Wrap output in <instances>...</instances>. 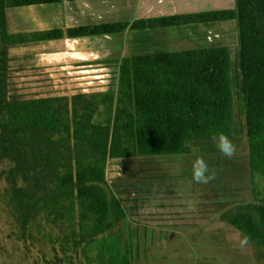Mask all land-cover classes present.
I'll use <instances>...</instances> for the list:
<instances>
[{"label":"trees","instance_id":"1","mask_svg":"<svg viewBox=\"0 0 264 264\" xmlns=\"http://www.w3.org/2000/svg\"><path fill=\"white\" fill-rule=\"evenodd\" d=\"M63 0H0V172L6 187L0 199L17 220V240L26 242L36 217L50 206L77 197L111 230L124 216L96 172H68L74 163H106L135 154L122 145L123 132L137 139L141 155H175L190 139H229L234 133L230 50L200 48L124 59L120 90L86 92L56 87L43 66L13 67L11 51L21 44L58 39L62 32L31 34L9 30L8 12ZM76 1V0H67ZM236 8L71 29L68 35L92 37L149 29L237 21L242 93L246 114L253 203L236 205L220 216L225 229L239 232L264 264V0H235ZM114 106L115 112L105 118ZM256 176L260 179L256 180ZM71 214L73 205L65 207ZM59 215V217H63ZM116 247V242L112 248ZM130 245L118 260L132 264Z\"/></svg>","mask_w":264,"mask_h":264},{"label":"rangeland","instance_id":"2","mask_svg":"<svg viewBox=\"0 0 264 264\" xmlns=\"http://www.w3.org/2000/svg\"><path fill=\"white\" fill-rule=\"evenodd\" d=\"M225 5L228 6L225 0H205L199 10L227 9ZM229 5L233 7L236 2ZM34 16V9L9 11L10 32L29 40L31 34L42 29ZM54 27L66 31L69 26H46ZM225 28L230 29L228 35L232 38L237 22ZM175 34L183 36L181 29ZM164 35L174 38V34ZM223 37L219 36V41ZM106 38L21 44L11 51L13 67L43 66L60 90L81 87L86 92L118 93L123 60L133 58L137 54V40L147 41L148 37L135 39L129 35L126 43L124 36L123 49ZM231 38L219 44L230 46L234 97V133L230 140L236 147L233 157L220 152L218 140L195 139L188 140L175 155H141L134 134L123 132L122 145L135 154L133 157L109 159L103 164L74 163L62 171L63 176L69 171L96 172L97 177L105 180L92 184L105 188L124 210V216L113 228L105 230V223H100V218L91 212L85 218L83 209L90 204L75 197L40 213L31 225L27 241L19 242L17 220L0 199V264H124L118 260V254L127 245L131 246L132 264H260L256 250L242 235L225 229L220 222L223 212L254 201L239 44L237 38ZM115 108L105 112L106 119ZM201 156L215 174L207 184L193 179V165ZM7 166L0 164V172ZM5 187L0 177V192ZM71 205L72 213L65 214L61 206ZM115 242L116 247L112 248Z\"/></svg>","mask_w":264,"mask_h":264},{"label":"crops","instance_id":"3","mask_svg":"<svg viewBox=\"0 0 264 264\" xmlns=\"http://www.w3.org/2000/svg\"><path fill=\"white\" fill-rule=\"evenodd\" d=\"M204 1L205 0H63L60 3L39 4L28 7H20V9L29 8L35 10L36 17H34L36 18V24L41 26L42 28L38 32H35V34L44 32L55 33L58 31L63 33V36L61 38L39 41L36 43L61 40L63 38H67L70 40H86L97 37H108L111 39V41L115 42V47L123 49L125 42L127 43V37L129 35H132L133 37H135V39H138L139 37L142 39V35L143 37H148L147 41L137 40V54H135V56L133 57L135 58L162 53H175L181 51L196 50L200 48H230L229 45L219 44V42L225 43L228 38H231L230 35H228L230 29H226L225 27L230 26V24L233 26V23L236 25L237 21L196 24L167 29H149L145 31H131L127 29L122 33L104 34L92 37L71 38L68 35V31L71 29H80L84 27L103 25H131L137 21L157 19L175 15L209 12L199 10V6H202ZM222 1L224 2V0ZM225 1L229 6L228 7L225 5L227 9L231 8V10H233L236 8V5L233 7L229 5L230 2H233V4H235V0ZM47 25H68L69 27L66 28V31H64L61 30L60 27L46 28ZM213 25L224 26L214 29L212 28ZM180 29L182 30V34L184 37L177 36L175 34L176 30L180 31ZM165 33L174 34V38L165 36ZM232 33L233 32H231V34ZM237 34L238 28L236 29L235 34H232V38L238 39ZM124 36L126 38L125 42ZM219 36H224L222 41H219Z\"/></svg>","mask_w":264,"mask_h":264},{"label":"clouds","instance_id":"4","mask_svg":"<svg viewBox=\"0 0 264 264\" xmlns=\"http://www.w3.org/2000/svg\"><path fill=\"white\" fill-rule=\"evenodd\" d=\"M217 146L220 152L228 158H231L236 154L235 145L225 133L218 134ZM214 176L215 174L210 171L204 157H198L193 165V179L197 183L207 184L211 179H214Z\"/></svg>","mask_w":264,"mask_h":264}]
</instances>
